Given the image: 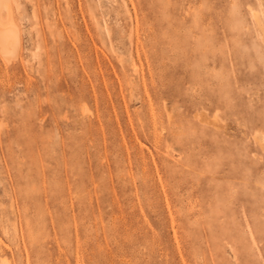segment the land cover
<instances>
[{
	"label": "rangeland",
	"instance_id": "obj_1",
	"mask_svg": "<svg viewBox=\"0 0 264 264\" xmlns=\"http://www.w3.org/2000/svg\"><path fill=\"white\" fill-rule=\"evenodd\" d=\"M5 3L0 264H264V0Z\"/></svg>",
	"mask_w": 264,
	"mask_h": 264
},
{
	"label": "bare ground",
	"instance_id": "obj_2",
	"mask_svg": "<svg viewBox=\"0 0 264 264\" xmlns=\"http://www.w3.org/2000/svg\"><path fill=\"white\" fill-rule=\"evenodd\" d=\"M8 7L9 5L5 3V0H0V10L3 8L5 9L7 8L6 10H8L9 9ZM9 12H7V20L5 22L0 20V51H4L7 54L9 53L12 47L17 45V40H15L16 27L14 28V26H12V24L10 23L8 14H10L11 12L10 13ZM12 39H14L15 41L13 42Z\"/></svg>",
	"mask_w": 264,
	"mask_h": 264
}]
</instances>
